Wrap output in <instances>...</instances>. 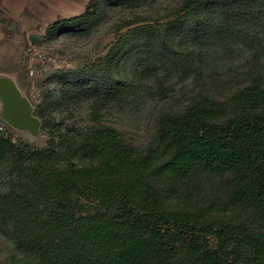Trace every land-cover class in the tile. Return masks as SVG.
Instances as JSON below:
<instances>
[{"label":"trees","instance_id":"obj_1","mask_svg":"<svg viewBox=\"0 0 264 264\" xmlns=\"http://www.w3.org/2000/svg\"><path fill=\"white\" fill-rule=\"evenodd\" d=\"M153 2L93 0L50 31H85L104 8L135 10ZM238 11L256 26L264 0H180L163 29L143 19L124 41L147 35L146 46L162 63L190 61L214 39H248L221 23ZM139 46L113 62L116 75L72 76L61 103L66 118L47 113L45 98L37 103L45 147L16 144L0 129V232L14 242L17 264H264L259 54H252L247 80L228 96L202 92L163 114L156 145L140 150L101 117L117 91L157 76L155 69L122 75ZM85 102L90 122L79 127L69 108Z\"/></svg>","mask_w":264,"mask_h":264},{"label":"rangeland","instance_id":"obj_2","mask_svg":"<svg viewBox=\"0 0 264 264\" xmlns=\"http://www.w3.org/2000/svg\"><path fill=\"white\" fill-rule=\"evenodd\" d=\"M92 1L0 0V78L12 79L34 109L45 98V111L58 121L70 115L61 103L64 91L73 82L72 76L86 72L116 75L113 62L130 45L141 46L129 57L122 75L131 77L135 72L155 69L157 76L117 91L101 117L140 150L156 145L158 120L163 114L183 109L196 94L208 92L220 98L242 85L251 73L254 52L259 54V64L264 69V18L258 20L259 26L250 25L251 17L242 11L237 12L238 16L222 18L221 23L235 31L242 29L248 39H214L190 61L183 58L162 63L146 46L147 35L124 41L128 30L141 25L139 21L143 19L163 29L166 15L180 0H155L135 10L104 8L88 30L50 31L54 22L84 13ZM69 111L75 114L77 126L90 122V103L71 106ZM3 116L4 104L0 100V129L8 132L16 144L46 146L43 130L32 135L13 128ZM17 259L14 242L0 232V264H17Z\"/></svg>","mask_w":264,"mask_h":264},{"label":"water","instance_id":"obj_3","mask_svg":"<svg viewBox=\"0 0 264 264\" xmlns=\"http://www.w3.org/2000/svg\"><path fill=\"white\" fill-rule=\"evenodd\" d=\"M0 100L4 104L3 117L10 126L32 135L39 134L41 120L34 115V106L12 79L0 78Z\"/></svg>","mask_w":264,"mask_h":264}]
</instances>
